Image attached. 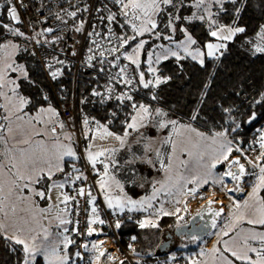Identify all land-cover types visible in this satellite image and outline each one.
Masks as SVG:
<instances>
[{
  "label": "snow or ice",
  "instance_id": "snow-or-ice-1",
  "mask_svg": "<svg viewBox=\"0 0 264 264\" xmlns=\"http://www.w3.org/2000/svg\"><path fill=\"white\" fill-rule=\"evenodd\" d=\"M19 3L23 6V0H18ZM229 3L235 5L237 4V0H228ZM110 3L116 4L119 6L118 12H112L111 9L104 6L103 9H96L97 12L107 11L106 16H100L99 19L101 23L107 22L108 35L115 36L112 25L115 23L121 29H124L126 26L131 28V32L133 35L126 36L121 34L119 36H115L116 40L119 42L117 46L110 48V53H117L121 47L127 46L130 41L136 40L138 36H144L147 34H155L156 39L160 38V32H156L157 28H167L169 31L174 34L176 32V22L180 20L191 21L193 19H197L200 21H206L209 24V27L212 29L209 32V35L217 38L220 41H231L238 34L244 33L246 29L244 27L238 26L236 24V20L234 19L233 23L230 25H223L218 22L215 18L219 15L220 11L224 9L225 0H189V3L192 7L196 8L200 14L193 13L191 16L181 17L176 14V12H168V8L179 10L180 7H187L188 4H185V0H110ZM213 6H217V11L214 13L212 11ZM243 7V0H240V7L236 8L234 16L238 19L240 10ZM84 11H87V7H85ZM162 13L167 15V20L164 21L163 24L158 22V17L160 20H163L164 17ZM72 17L76 16V12L73 11L69 13ZM10 15L11 19L19 24L21 21L19 16L17 15L16 8L14 6L10 7ZM118 17H122L121 21ZM56 18L61 19L63 23H67V21H63V18L56 13ZM236 25V26H233ZM4 27L8 28L7 25ZM84 27L83 22L79 24L78 27L75 28L76 31H82ZM95 28V25L93 26ZM54 29L49 27L44 29L42 32L37 33V35H44V33H50ZM181 32H183L185 36V41L183 45L177 44V48L183 49V52L186 53L187 56H190L193 60H196L200 63L201 66L204 64V55L203 51L192 50V45H195L197 41L192 37L191 34L188 33L187 29L181 28ZM9 31L15 35L23 36L24 33L19 32L18 29L9 28ZM92 33H89L91 36ZM99 35V33H96ZM165 39H172L171 36H166ZM260 39L264 41V26H262L260 31ZM48 43V41H45ZM53 43L55 41H52ZM36 43H40L39 40H36ZM93 44H97L98 42L93 40L91 41ZM147 41L141 40L138 44L132 49V54H124V59L130 62V64L135 65L136 68L140 66V54L144 49ZM249 43H252L251 41ZM9 45H4V47H8ZM13 49L17 48L18 45H11ZM162 50V54H157L155 61L153 60V54H147V64L149 65V71L153 73L152 80H145L144 73H139V83L142 84L144 88H149L150 85L159 86L161 83H166L167 78L161 79L156 76V68L152 67L153 63H159L161 59H168L169 56H174L177 60L183 59L178 51H173L170 48H165L163 45H160ZM207 48V56L218 59L219 55H222L221 49H227V44L225 43H208L206 45ZM91 52L92 49L90 48ZM99 56L105 57V52L99 50ZM254 53H264V45L255 44ZM75 55V53H72ZM219 54V55H218ZM34 55V53H33ZM94 56H89L88 60L91 61L94 59ZM103 63V60L100 61ZM57 63H64L63 61H57ZM51 69L53 66L51 64L48 65ZM103 71V69H100ZM9 71L12 72H20L23 75L24 79H27L28 73L23 69L22 66L17 65L13 67L12 63H7L3 69H0V89H3L6 85L7 81V73ZM62 74L61 69H53L51 71V76L53 79H57L59 75ZM119 79L123 80V83L128 85L131 88L133 83V78L127 76V66L121 67L119 69ZM111 79V78H110ZM119 82V81H118ZM8 83L12 85L11 92L12 98L18 100V103L14 105L16 111L18 113L23 112L24 107L29 103L28 99L23 96H20L17 92L19 85L15 80H11ZM135 90V89H131ZM113 91L112 87H107L106 93H100L93 90L92 95L100 96L103 101L105 98L112 99L111 93ZM47 99V97H44ZM115 99L123 104L125 100L133 101V97L128 93H121L115 96ZM152 99H157L155 95L152 96ZM130 107L133 110V113L130 116V119L124 121L125 129L122 135H118L112 131H109L108 127L104 124H100L99 121H95L96 125V135L100 139H106L111 137L119 142L121 148L125 146L127 143L128 137L130 135V131L140 133V136L137 137L135 143L140 144L143 149V155L137 156L135 153L132 154L131 159L127 160L126 163H133L136 160H144L148 164L153 163V159H155L159 163V170H163L164 173L169 174L167 180L164 182H153L152 184V195L150 197H145L139 201L133 200L130 197L124 195H116L113 196L111 194V187L114 183L118 188L120 193H123V185L120 181L116 180L115 175L110 172V166H115L117 161L114 159L115 153L117 149H101L99 151L93 152L91 151V147L86 149V161L91 165L93 171H97L96 165L97 163L103 164V173L99 174V188L102 192H104V199L107 202L109 208H119L121 211L125 207H128L129 210H147L152 208V201L156 199L161 193L165 196L175 197L177 195L180 196H188L195 195L198 191L199 187L209 184L211 181L212 184H220L223 186V190L227 192H236L242 191L240 187L243 182V177L247 174V170L245 165L240 162L238 158L229 159L232 155L233 151L240 152L241 149L236 147L235 149L231 146L232 142L227 141L226 143L220 142L218 148L211 149V155L209 159L205 160V155L207 153L206 149H201L202 141L209 139L204 133L199 132L197 129L193 128L190 124L184 125L179 122V120L169 119L168 113L157 108L152 109L150 106L145 104H137L131 103ZM227 111V110H226ZM26 115V114H25ZM58 113L52 109L51 107L44 109L41 108L37 115L31 117L26 122L31 124L32 121H35L36 124L47 125L52 121V117L57 116ZM115 117L116 113L111 114ZM6 119H10V117H5ZM253 119L255 116L253 115ZM17 119L24 120L25 116H17ZM192 120L196 119V114H193L191 117ZM112 121L109 120V123ZM90 121L87 117H83V124L85 126V138H87V133L92 131L91 128L88 127ZM149 124L157 130L169 129L170 134L164 137L163 144L170 145L171 153L168 155V163L165 164L163 159V154L159 151L153 152L152 156H149L148 153L151 150V139L146 135V133L141 132V129H146L149 127ZM57 126L60 129L64 128V123L62 121H57V125L53 126L49 131L54 137V142L51 146L45 144L43 141H37L36 147L29 152L27 149L20 150L19 156H12V160L16 161V163L11 164V169H15L12 172V176L14 179L12 180V184L15 187L19 188L21 192L25 189L28 190L29 193L33 194L35 197H39V200L52 201L51 192L53 189L61 190L65 187L66 183H75L78 180H87L88 177L83 174V172L75 166V164L71 165L72 171L65 174L64 180L62 182H54L52 181L53 176L57 172H64L63 163L65 158H70L75 161L78 160L76 152L74 151L71 140L72 137L70 135H65L64 140L68 141V143H63L59 137L56 136ZM235 129H233L234 131ZM3 131V129H0ZM13 129L11 127L8 128V132L11 133ZM184 132L192 133L195 135L197 139L196 142L193 143V147L198 151L196 152V165L192 169L187 168V161L181 160L179 163L183 166L187 171L188 175L179 174V179L174 180L173 175L175 174V170L172 167V159L176 155L177 144L174 137H181ZM36 136H46L47 133L45 131H36L34 133ZM228 135L227 130H221L219 132H214L211 137L212 144H216L217 141L221 138L226 140ZM189 141L191 142V137H189ZM260 147L264 149V136L260 137ZM4 142L2 138H0V143ZM23 144H31V135H26L24 139L20 141ZM181 151H187V149L182 148ZM189 157L193 156L192 152H188ZM261 156L264 157V152L261 153ZM104 157V160L100 158ZM259 159V157H258ZM249 164H252V161H248ZM219 164H225L226 170L223 174H215L214 169L217 168ZM258 165H253V167H257ZM155 167V165H153ZM236 168L233 171V168ZM10 169V170H11ZM259 183L252 187V192L250 193L248 199L254 201L253 205H249L248 201H244L243 205L241 203L234 204V212H233V225L239 224L241 221L246 222L252 226H261L264 227V198L259 196L261 189H264V166H259ZM225 177L229 178L231 181H235L236 185L233 188H229L225 183ZM23 182L22 186L19 182ZM43 181H50L51 183L47 184L45 188H37L36 185H41ZM182 181V183H181ZM159 184V187H157ZM194 185V188H187V185ZM3 191V187H0V192ZM78 196L87 195L90 198V203L93 205L91 208V212L93 217L90 221H88L89 225L100 223L103 224V220H99L96 215L97 210L95 205L96 197L92 195V192L89 190L86 192L84 187H79L77 189ZM21 199H26V197H21ZM71 200H75L74 196H69L67 193L62 191H57L56 196V209L57 212L55 214V219L58 221V227L61 225L71 224L72 220L67 219L68 215V204ZM180 200H176V203H180ZM36 207L39 209V213L41 215H46L51 213L52 204H49L48 208H39V201L33 202ZM79 201H77V204ZM63 204L65 207L60 208V205ZM212 200L207 201L208 207L205 209L211 215L220 216L222 213V209L220 211H212ZM3 201L0 200V210H2ZM252 207V217H249L248 213L242 211V208ZM179 209L176 210L175 213H170L161 206L157 210L158 215H177L179 219H183L182 216H179ZM63 214V215H62ZM199 214V213H198ZM33 220H37L36 215H33ZM38 222V221H37ZM141 228L145 227H156L157 225L150 219H146L140 222L139 225ZM212 227L216 226V221L213 219ZM116 228L120 227L119 222L115 225ZM68 231L67 228H64L62 232H57L55 235L57 239H50L52 233L49 232L48 228L42 227L37 230L33 228L24 227L17 228L15 232L11 235L7 234L5 229V225L0 224V236H2L5 240L11 242L14 245L20 246V251L23 253V258L19 262V264H36L37 257H42L46 264H69V257L66 254H61L67 252L68 247L73 243V240L65 235ZM95 231L94 228L88 227V235H92ZM223 235H228V232H223ZM197 238L193 236V240ZM243 240V248L240 251H237L233 248H229L228 241L224 242V250L230 251L231 255L236 258V260L242 261L243 264H264V233L250 231L244 237ZM249 241H258L261 245L260 248L252 247L249 245ZM83 247L87 250L88 245L84 244ZM93 249H98L97 244L92 245ZM219 252V249L215 250ZM249 253H254L257 257L255 260L249 255ZM203 254V253H202ZM74 255L76 257L83 258L79 251L75 252ZM104 252L100 251L99 256H103ZM97 257V260L99 259ZM225 259H227L225 257ZM122 264V262H121ZM191 264H200L198 260H192ZM228 264H232V261H228Z\"/></svg>",
  "mask_w": 264,
  "mask_h": 264
},
{
  "label": "rangeland",
  "instance_id": "rangeland-1",
  "mask_svg": "<svg viewBox=\"0 0 264 264\" xmlns=\"http://www.w3.org/2000/svg\"><path fill=\"white\" fill-rule=\"evenodd\" d=\"M167 11L170 12V10H167ZM112 12H118V9L115 11L112 10ZM195 13L198 14L196 8H195ZM162 16L164 17V20L162 22L159 17L157 18L158 22H160L161 24H163L164 21H166L168 18L167 15L165 14ZM178 22L179 21L176 22V32L174 34H172L167 28H163V30H161V28H157L155 31L160 32L159 39H156L155 34L150 35L146 33L144 36L142 37L138 36L137 39L134 40L136 42L134 47L141 40L147 41L139 57L140 66L141 64H145L146 65L145 71L149 74L148 76H145L146 81L153 79V73L149 71V65L147 64V54L152 53L153 60L155 61L156 55L162 54L160 45H163L165 48H170L173 51H178L182 57H188L192 59L190 56H187L186 53L183 52L182 47L181 48L176 47L177 44H180L182 46L183 42L186 39L183 32H181L180 29L182 27L187 29L186 26L183 24L179 25L180 24L179 23L177 25ZM262 26H264V24ZM261 28L258 30V32L255 35L250 36V37H239V34H238L231 41H220V40H217V38L211 36L212 37L211 40L207 41L204 46L198 45V43H196L195 45H192L191 47H192V50L199 49L200 51H203L205 53L203 57L204 62L208 58H213V57L207 56L206 45L208 43H213V44L225 43L227 44V47L230 43H236L237 49L244 54H248L250 56L264 55V53H254L253 51L255 44L264 45V41H261L260 39ZM128 30H129L128 36L130 37L131 35H133V33L131 32V28L129 26H128ZM187 31L189 34L192 35L189 29H187ZM179 32L182 33V36L180 37H179ZM166 36H171L172 39H165ZM192 37L196 40V38L193 35ZM250 41L252 43H249ZM13 44L17 45L14 42H8L0 46V69H3L7 63H12L13 67H16L17 65L22 66L23 69L28 74H30L31 69H33V66L35 64V60L29 57L27 54H25V50L21 46L18 45L17 48L13 49L11 47V45ZM4 45H9V46L4 47ZM224 50L225 49H221V52H223ZM130 54H132V50L130 51ZM171 58H175V57L169 56V58L166 60L161 59L159 63H153L152 67L156 68V73H155L156 76L160 77L158 74V66L161 63ZM23 79L24 78H23L22 73L9 71L7 73L6 85L3 89H0V97H1L2 105L4 106V111H5L4 112V124L0 128V129H3V131H0V138H2L4 141L0 143V187H3V191L0 192V200L3 201V207H2V210H0V224L5 225L7 234L9 235H11L13 232L16 231L17 228H20V227H24L25 229L33 228L37 230H39L41 226L46 227L48 228L49 232L52 233V236L50 237V239H57L55 234L57 232H62L63 229L67 228L68 226L67 224V225H61L58 227L57 226L58 221L55 219V214L57 212V209H56L57 191H62L66 193L64 190L65 188L61 190L53 189L51 192V195L53 198L52 201H45V200H39V197H35L33 194L29 193L28 190L26 189L23 192H21L19 188L15 187V185L12 184V180L14 179V177L12 176V172L15 171V169H11V164L16 163V161L12 160V156L18 157L20 150L22 149H27L29 152H31L36 147L37 141H43L45 144L49 146H51L53 142L52 141L53 139L50 138L51 137L49 135L50 133H47L46 131L45 125L36 124L35 121H32L31 124L26 122L31 117H34L37 115V114L30 113L32 111H30L29 103L24 107L25 111L21 113H18L16 111V108L14 107V105L18 103V100L12 98L13 94L10 90L12 85L8 83L11 80H15L16 83L19 85V88L17 89L18 94L23 97H29L30 103L32 101V97H30L26 93H23L24 91L21 87L22 86L21 80ZM27 81H29V79H27ZM46 94L50 97L49 93H46ZM7 101L11 103L9 106H8ZM51 108L54 109L53 106H51ZM17 116H25V119L19 120L17 119ZM5 117H10V119H6ZM52 118L56 120L58 117L54 116ZM168 118L179 120V122L184 125L190 124L193 128L197 129L199 132H202L207 137H209V139L200 142L201 149L207 150V153L205 155L206 161L209 159L211 155L212 148H218L220 142L226 143L227 141H230L229 137L231 136L228 134L226 140L221 138L217 141L216 144H212L211 137L213 133L204 131L198 128L193 123L182 121L178 118H174L173 116L169 114H168ZM100 124H103V123H100ZM104 125L108 127L109 131H112L108 124H104ZM19 126H22L21 127L22 130L26 129L27 134L23 135V134L16 133V131L19 130ZM9 127L13 129L11 133L8 132ZM88 127L91 128L92 131L88 132L87 138H85V132H86L85 126L83 122L80 125L82 149H83V154L85 158L87 155L86 149L88 147H91V151L93 152L99 151L101 149H117L115 156H114V159L117 161V163L115 166H110V172L113 175H115L116 180L121 182V184L123 185L124 191L123 193H120L118 188L113 183L111 187V194L113 196L126 194L127 197H130L133 200L139 201L141 199H144L145 197H150L152 195L153 182H157V181L164 182L167 180V177L169 174L164 173L163 170H159V163L155 159H153L152 164H148L144 160H139V159L134 161L133 163H126L127 160L131 159L133 153H135L137 156L143 155V149L141 148V145L135 143V141L137 140V137L140 136V133L132 132L131 130H129L130 135L128 137L127 143L125 144L123 148H121L119 145V142L116 141L115 139L111 137H108L106 139H100L96 135L95 120H93V122L90 121ZM41 130L45 131L47 135L41 137V136H36L34 134L36 131H41ZM141 132H144L149 137H152L150 141L151 150L149 151L148 155L152 156L153 152L159 151L163 154L164 162L165 164H167L168 155L171 153V147L170 145L163 144V140L165 136L170 134L169 129L157 130L156 128L152 127L151 124H149V127L146 129H141ZM26 135H31V141H32L31 144H23L20 142L22 139L25 138ZM65 135H70L72 137L70 133L65 134ZM65 135L63 134L62 136L59 137V139L63 143H68V141L64 140ZM189 137H191V142L189 141ZM174 139L177 144V150H176L175 157H173L172 159V167L175 170L173 179L178 180L179 174L188 175V171L183 166H181L179 163L181 160L188 162L187 164L188 169H192L196 165L195 154L198 150L193 147V143L196 142L198 138H196L195 135L192 133L184 132L181 137H174ZM71 145L74 151L76 152L77 156L80 157L81 155L79 152V148L77 145H75L73 138L71 140ZM231 146L234 149L236 147H239L236 145L234 146L233 143ZM259 147H260V144H259ZM182 148L187 149V151H181ZM259 149H260L259 155H258L259 159L258 157H256L254 160H252V164H249L247 160L244 158L246 149H241V151L238 152L240 156L242 155V157L240 156L235 157V158L240 159V162L245 165V168L247 170V174L243 177V182L240 185V187L242 188V191L227 192L226 190H223L222 185L212 184L210 181L209 188L201 186L202 188H199L194 196L188 195V196H185L179 199L181 201L180 203H176V200H178L177 198L179 195L175 197H169L161 193L156 199L152 201V208H149L147 210H129L128 207H125L123 211H121L119 208H109L106 200L104 199L105 194L99 188V183H98V188L103 198V201L108 209L114 212L120 213V214L131 213V212L145 214V216H147L146 219L152 220L156 225H158V219L163 216V215L157 214V210L161 206H163L164 209L170 213H175L176 210L179 209L180 210L179 216H182L183 219H179L177 215H172L174 216V219L170 227H168L169 229H172V230H174L176 227L187 224L189 220L198 213L201 214L203 218H205L211 225H212L213 219L215 218L216 226L212 227L211 232L203 240H198V239L193 240V238H190V239L176 238L175 247L174 245H171V247L173 248L168 250L170 254H168L166 257L157 258V264H162V263L166 264V263L175 261L177 259H182L185 261L186 264H191L192 260L199 261L203 257L204 258L200 262V264H228V261H232V264H243L242 261L236 260V258L231 255L230 251L224 250V242L228 241L229 248H233L237 251H240L243 248L242 237H244L247 233H249L250 231L264 233V227H261L259 225L252 226V225L247 224L244 221H241L239 224H235V225H233L232 223L234 204L241 203L243 198L247 195V193H249L250 190L252 192V187L259 183V181L257 182V179L260 176L259 166H264V164H262V159H261L262 158L261 153L263 152L264 149H262L261 147ZM188 152L193 153V156L191 158L189 157ZM100 159L104 160V157H101ZM98 164H101L103 167L102 163H97V165ZM153 165H155V167H153ZM220 165L221 164H219L218 166ZM253 165H258V166L253 167ZM217 168L213 170L215 174H217ZM225 170L226 168H224V171ZM235 170L236 168L234 167L233 171ZM65 174H66V169L62 177L56 176L52 178V181L62 182L64 180ZM99 179H100V175H99ZM224 179H225V183L227 184L229 188L235 187L236 185L235 181H231L227 177H225ZM19 183L22 186L23 182L21 181ZM49 183L51 182L43 181L41 185H36V187L45 188L46 185ZM206 185H203V186H206ZM191 186L195 187L194 185H191ZM157 187H159V184H157ZM259 196L264 198V189H261ZM21 197H26V199H21ZM208 200L213 201V204H212L213 212L217 208L219 211L221 209L223 210L220 216L214 217L213 215H211V213L205 210L208 207L207 205ZM34 201H39V208H48L49 204H52L51 213L46 214V215H41L39 213V209L33 203ZM192 203H194L195 205H201L203 206V208L199 212L194 213L190 208V205ZM254 203H255L254 201L248 200L249 205H253ZM64 207L65 206L63 204L60 205V208H64ZM241 210L247 212L249 217H252V212H253L252 207H248L246 209L242 208ZM34 214L36 215L37 220H33ZM151 229H157V226L154 228L152 227ZM225 231L228 232V235L226 236L223 235V232ZM64 234L66 235V233ZM164 234H163V231H161V233L158 235V239H157V241L159 242L158 244H160L162 240L165 239ZM220 238L221 240L218 243ZM95 244L99 246L98 241ZM249 245L252 247H256V248L261 247L258 241H249ZM107 247L110 248L108 255H110L111 259L115 261V264H121V262L122 264H129L126 261V258L123 257L122 254L118 255L116 251L111 253V250L114 249L112 245H108ZM209 248L210 250H208ZM216 249H219V252H216L215 251ZM92 250L94 252L92 254V258L89 257L90 262L88 264H99L100 262H102V260L105 257H107L106 249L103 250L104 255L99 256L100 251H102L100 250V246L98 247V249H92ZM207 251H210V252L206 254ZM151 252L152 254L150 253L149 256L154 257L156 255L154 253V250L152 249ZM250 254L251 253H249V255ZM98 256H99V259L97 260ZM74 257L76 259V256L73 254V258ZM225 257L227 259H225ZM256 258L254 259L252 258V259L255 260ZM40 262L42 264H46V261H44L42 257H37L36 264H39Z\"/></svg>",
  "mask_w": 264,
  "mask_h": 264
},
{
  "label": "trees",
  "instance_id": "trees-1",
  "mask_svg": "<svg viewBox=\"0 0 264 264\" xmlns=\"http://www.w3.org/2000/svg\"><path fill=\"white\" fill-rule=\"evenodd\" d=\"M185 4L188 6L180 7L178 11L172 8L168 10L178 13L181 17L191 16L195 13V8L191 6L189 0H185ZM105 5L111 11L119 8L118 5L110 3V0H98L96 9H103ZM238 7H240V0H237L235 5L225 0L224 9L226 11H220L215 18L223 25H230L235 19L238 26L246 29L244 33L239 34V37L255 35L264 24V0H243V7L237 19L234 13ZM212 11L215 13L217 6H213ZM197 13L200 14L198 10ZM7 14L8 12H5L0 17L2 23L11 22ZM106 15L107 11H96L94 15V19L96 18L94 20L95 28L92 27V31L107 29V22L101 23L99 21V16ZM162 15L164 14L162 13ZM118 18L123 20L122 17ZM178 24H183L190 30L198 45L204 46L212 38L209 35L211 28L206 21L180 20ZM112 27L118 36L121 34L129 35L128 26L121 29L114 23ZM180 36H182L181 32H179ZM135 43L132 40L127 46H124L118 59L113 57L109 62L101 63L98 61L93 65L81 68L76 97L80 124L83 122V117H87L90 121L97 120L108 124L114 133L122 135L125 129L123 122L129 120L133 114L130 104H145L152 109L159 108L174 118L193 123L209 133L227 130L231 136L229 139L234 146L246 149L252 132L256 128L264 126V55L250 56L244 54L237 49L236 43H230L218 59L208 58L203 66L188 57L180 60L171 58L158 66L159 76L162 79L167 78V82L161 83L159 86L150 85L149 88H144L139 83V73L143 72L144 77L149 75L145 71L146 65L141 64L139 68H136L135 65L124 59V54H129ZM36 62L32 69V82L30 80L25 81L23 87L24 92L32 97L31 108L34 109L43 104L40 97H43L44 92L49 93L52 101L57 105L56 98L53 97L40 66ZM124 66H128L127 76L133 78L131 88L119 79V69ZM71 68L67 70L63 79L56 84L62 101H68L72 98L73 72ZM109 86L113 88L112 99L105 98L102 101L100 96L92 95L93 90L106 93ZM121 93H128L133 97V101L125 100L123 104H120L115 96ZM153 95L157 99H152ZM112 113H116L115 117L111 115ZM193 114H196L195 120L191 119ZM253 115L255 116L254 119L252 118ZM109 120L112 122L109 123ZM3 124L4 112L0 100V128ZM233 129L235 130L233 131ZM238 155V152L233 151L229 159ZM261 159L262 164H264V157ZM224 168L225 164H221L218 167V172L222 174ZM209 187L206 186V188ZM173 219L174 216L172 215H163L158 219L157 229H151L152 227L141 228L139 225L143 220L140 219L123 220L118 231L119 239L123 249L132 255L131 261L127 258L126 261L129 264H155L157 258L166 257L170 254L161 253L158 250L159 242L157 239L161 231L163 234L165 233L164 235L169 231H174L168 228ZM103 235L100 231L99 233L94 231L92 235H89L91 242L88 247L89 257L92 258L94 252L92 245ZM70 248L74 254L75 248ZM19 249V245H14L0 236V264H19L23 258V253ZM152 249L156 254L154 257L149 256L150 253L152 254ZM123 252L121 250L122 255ZM143 258L145 259L143 260ZM77 263L78 257L76 259L74 257L69 264Z\"/></svg>",
  "mask_w": 264,
  "mask_h": 264
},
{
  "label": "built area",
  "instance_id": "built-area-1",
  "mask_svg": "<svg viewBox=\"0 0 264 264\" xmlns=\"http://www.w3.org/2000/svg\"><path fill=\"white\" fill-rule=\"evenodd\" d=\"M97 2L98 0H23L22 6L18 0H0V17L3 13L8 12L7 15L11 21L9 24L0 21V46L8 42H14L24 48L28 54L37 60L41 72L46 79V83L52 91L53 97L56 98L57 107L64 123L63 129L57 126L56 134L70 133L81 155L78 160L69 163L66 168V173L71 172V165L75 164V166L88 177L87 180L66 183V193L69 196L75 197V200H71L68 204L69 219L72 220V223L68 224L66 235L73 240L70 247L75 248L76 252L79 251L83 257H78L77 264H88L90 262L88 249L86 250L83 247L84 244H87L88 247L91 244L87 232L88 227L94 228L97 233L100 231L104 234L96 240V243L98 241L100 250L103 251L105 246L112 245L114 249L111 250V252L116 251L119 255L122 250L124 251L123 257L131 261L132 255L123 249L119 239V228H116L115 225L117 222L121 224L125 219L145 220L144 214L136 212L120 214L106 207L98 188L99 174L102 173L103 167L101 164L96 166L99 173L97 174V171H93L90 164L87 163L83 154L81 124L78 119L76 98L80 70L84 66L93 65L95 62L101 60H103V62H109L113 57L118 59L123 49V47H121L120 50L114 54L109 51L111 47L117 46L119 43L115 38V36L118 35L113 27L112 29L115 36L111 37L108 35L107 29L104 31H100L99 29L95 31L91 30L94 25ZM12 6L16 8L17 15L21 21L19 24L11 19L10 7ZM85 7H87V11H84ZM73 11L76 12L75 17L69 14ZM56 13H59L63 21H67V23H63L61 19H57ZM81 22H83L84 27L82 31L78 32L75 28L78 27ZM4 25H7L8 28L4 27ZM49 27L54 30L50 33H44V35H37V33ZM9 28L18 29L19 32L24 33V35H15L9 31ZM89 33H92V35L89 36ZM96 33H99V35H96ZM36 40H39L40 43H36ZM93 40L98 43H91ZM45 41H48V43ZM52 41L55 42L53 43ZM90 48L92 49L91 52L89 51ZM98 49L105 52V57L99 56ZM73 52L75 55L72 54ZM89 56H94L95 58L89 61ZM57 61H63L64 63H57ZM49 64H51L53 68L50 69L48 67ZM72 65L73 67L71 68ZM69 68H71L73 72L72 98L68 101H62L56 84L63 79ZM53 69L62 70V74L59 75L57 79H53L51 76V71ZM261 136H264V126L256 128L251 134L244 155L247 162L258 157ZM240 157H242V155ZM79 187H84L86 192L90 190L92 195L96 197L94 205L97 210L96 214L99 220L104 221L103 224H88V221L93 217L91 212L93 205L90 203V198L87 195L83 197L77 195V189ZM77 201H79L78 204ZM144 259L145 258H143V260ZM166 264L186 263L184 260L177 259Z\"/></svg>",
  "mask_w": 264,
  "mask_h": 264
},
{
  "label": "crops",
  "instance_id": "crops-1",
  "mask_svg": "<svg viewBox=\"0 0 264 264\" xmlns=\"http://www.w3.org/2000/svg\"><path fill=\"white\" fill-rule=\"evenodd\" d=\"M25 50V49H24ZM129 53V52H128ZM25 54H27L29 57H31V58H33L35 61H37L33 56H31L30 54H28L26 51H25ZM130 54V53H129ZM37 63V62H36ZM130 63V62H129ZM127 68H128V66H127ZM31 75H32V69H31V71H30V74H28V77H27V79H29L31 82H32V79H31ZM27 79H23V80H21V87H22V89H23V87H24V83H25V81H27ZM23 91H24V89H23ZM23 93H25V92H23ZM47 97V99H45L44 97ZM25 98H27L28 99V101H29V104H30V111H32V112H30V113H32V114H37L38 113V111L41 109V108H44V109H47L48 107H51V106H53L54 107V109H55V111L59 114L58 115V118L56 119V120H54V118H52V121L50 122V123H48L47 125H46V131H47V133H50L49 135L51 136L50 138H52L53 140V142H54V137L52 136V134H51V132L49 131L54 125H57V121H62L63 122V120H62V118H61V115H60V112H59V110H58V107H57V105L52 101V98L51 97H49L47 94H46V92H44L43 93V97H40V99H41V103H43V104H41L40 106H38V107H36V108H31V104H32V101H31V103H30V98L29 97H25ZM0 100H1V97H0ZM8 102V101H7ZM11 103H9L8 102V106L10 105ZM1 105H2V100H1ZM2 108H3V112H5L4 111V106L2 105ZM28 110H29V108H28ZM27 110V111H28ZM25 110H23V112H24ZM90 121V120H89ZM96 121V120H95ZM91 122H93V120H91ZM100 122V121H99ZM100 123H102V122H100ZM103 124H106V123H103ZM6 126V125H5ZM22 126H19V130H17L16 131V133H18V134H27V130L25 129V130H22V128H21ZM16 129H17V127H16ZM15 129V130H16ZM113 132V131H112ZM64 135L65 134H69V133H63ZM63 134H56V136L57 137H60V136H62ZM52 142V143H53ZM71 161H73V160H71L70 158H65V161H64V163H63V166H64V169H66V166H67V163L68 162H71ZM219 167V166H218ZM63 173L64 172H57L54 176H53V178L54 177H56V176H63ZM217 174H220L219 172H218V168H217ZM259 181V177H258V179H257V182ZM256 182V183H257ZM255 183V184H256ZM254 184V185H255ZM210 185V182H209V184H207L206 186H209ZM206 186H202V187H206ZM202 187H199V188H202ZM65 189V192H66V184H65V187H64ZM187 188H194L193 186H191L190 184L189 185H187ZM250 192H251V190H250ZM250 192L249 193H247V195L243 198V200H242V202H241V204H243L244 203V201H248L249 199H248V197H249V195H250ZM182 197H185V196H178V200L179 199H181ZM175 205V204H174ZM68 207V206H67ZM97 215V214H96ZM98 216V215H97ZM68 219H69V212H68V217H67ZM232 220H233V218H232ZM67 228H68V226H67ZM221 240V239H220ZM220 240L218 241V243L220 242ZM208 250H210V248L208 249ZM210 251H207L206 252V254H208ZM62 254H65L63 251H62ZM66 255H68V257H69V263H71V261H72V259H73V253L71 252V248H70V246L68 247V249H67V252H66ZM251 255V257L254 259V258H256V256H255V254H253V253H251L250 254ZM204 258V257H203ZM203 258H201L200 260H199V262H201L202 260H203ZM155 264H157V262H155ZM163 264V263H162Z\"/></svg>",
  "mask_w": 264,
  "mask_h": 264
},
{
  "label": "water",
  "instance_id": "water-1",
  "mask_svg": "<svg viewBox=\"0 0 264 264\" xmlns=\"http://www.w3.org/2000/svg\"><path fill=\"white\" fill-rule=\"evenodd\" d=\"M212 230L211 224L203 218L201 214L193 216L188 224L176 227L173 232L166 233L165 239L158 246L161 253H170L168 250L175 247V239L184 237L185 239L193 238L196 236L198 240H203Z\"/></svg>",
  "mask_w": 264,
  "mask_h": 264
},
{
  "label": "bare ground",
  "instance_id": "bare-ground-1",
  "mask_svg": "<svg viewBox=\"0 0 264 264\" xmlns=\"http://www.w3.org/2000/svg\"><path fill=\"white\" fill-rule=\"evenodd\" d=\"M220 202V201H219ZM224 202V201H223ZM224 204V203H223ZM190 208H191V210L194 212V213H196V212H199L202 208H203V206H201V205H195L194 203H192L191 205H190ZM220 209V208H219ZM215 211H219L218 210V208L217 209H215L214 210V212ZM215 217H217V216H215ZM215 219V218H214ZM106 249V254H107V257H105L103 260H102V262H100L99 264H115V261L114 260H112L111 259V256L110 255H108V252L110 251V248L109 247H106L105 248ZM108 249V250H107ZM112 253V252H111ZM103 258V257H102Z\"/></svg>",
  "mask_w": 264,
  "mask_h": 264
},
{
  "label": "flooded vegetation",
  "instance_id": "flooded-vegetation-1",
  "mask_svg": "<svg viewBox=\"0 0 264 264\" xmlns=\"http://www.w3.org/2000/svg\"><path fill=\"white\" fill-rule=\"evenodd\" d=\"M189 221H190V220H189ZM188 223H189V222H188ZM188 223H187V224H188ZM169 234H171V233L169 232ZM179 238H184V237H179Z\"/></svg>",
  "mask_w": 264,
  "mask_h": 264
}]
</instances>
